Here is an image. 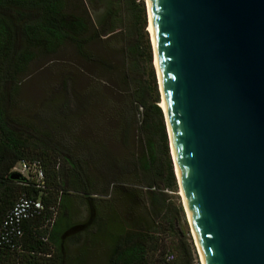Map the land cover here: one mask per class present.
Instances as JSON below:
<instances>
[{
    "label": "water",
    "instance_id": "1",
    "mask_svg": "<svg viewBox=\"0 0 264 264\" xmlns=\"http://www.w3.org/2000/svg\"><path fill=\"white\" fill-rule=\"evenodd\" d=\"M144 13L200 264H264V0H146Z\"/></svg>",
    "mask_w": 264,
    "mask_h": 264
},
{
    "label": "rangeland",
    "instance_id": "2",
    "mask_svg": "<svg viewBox=\"0 0 264 264\" xmlns=\"http://www.w3.org/2000/svg\"><path fill=\"white\" fill-rule=\"evenodd\" d=\"M110 1L65 0L64 12L83 17L88 33L93 34L94 31L99 36L84 47L86 55L93 61L81 59L69 44H65L55 55L35 53L26 72L17 76L15 89L11 90L9 85L3 89L8 124L22 135L32 134L47 148L56 150L58 159L55 160V168L61 185L69 195L68 221L73 225L83 224L89 213L85 200L70 186L68 163L77 167L81 165L83 176L89 181L87 188L97 215L108 218L105 224L100 223L97 227L99 244L87 243L83 228H75L66 236L64 245L71 256H76L74 251L80 250L85 242L89 246L81 264L105 263L108 245H105L104 230H115L117 219L127 222L129 228L131 221L135 223L139 220L142 222L139 225L144 228L149 226L151 230L153 223L166 227L165 219L169 217L174 232L172 236L170 234L171 240H174V234L183 235L190 245L192 264H200L174 171L175 189L162 191L166 195V203L159 209L164 211H152L147 197L150 189L140 179L136 165L145 143V136L139 127L140 109L136 108L135 112L136 106L130 96L134 87L128 88L121 77L124 61L134 65L137 69L131 71L133 79L147 85L145 94L148 99L154 97L150 81V71L153 79L154 72L149 41L144 32L145 23L143 32H138L137 25L131 26L136 20L130 17V0H113L117 17L100 25ZM142 4L144 12L145 0ZM116 19H120L121 23H117ZM102 29L112 33L102 36L106 34L100 33ZM133 44L140 47L139 54L126 55L127 59H124L125 49ZM64 76L69 79L65 87L70 85L65 92L61 83ZM155 91L158 98L156 85ZM127 116L129 122L126 123L124 117L128 119ZM163 124L171 160L164 119ZM43 136H48V139ZM157 143H161L160 140ZM64 225L63 218H59L57 228L61 229ZM97 228L93 226V231Z\"/></svg>",
    "mask_w": 264,
    "mask_h": 264
},
{
    "label": "trees",
    "instance_id": "3",
    "mask_svg": "<svg viewBox=\"0 0 264 264\" xmlns=\"http://www.w3.org/2000/svg\"><path fill=\"white\" fill-rule=\"evenodd\" d=\"M129 2L130 17L136 20L131 26L137 25L138 32H143L145 20L142 0ZM64 8L65 0H0V225L5 214L21 195L38 197L43 205V210L38 216L22 222V236L16 249L0 248V264H81L85 254H88L89 246L85 242L80 250L74 251L77 255L71 256L65 249L66 236L75 228H83L87 243L99 244L101 241L96 235L99 233L97 227L100 223L105 224L108 219L97 215L87 188L90 186L89 181L83 176L81 165L77 167L73 163H68L71 170L70 186L85 200L89 208L88 217L83 224L69 223V195L66 188L61 185L59 173L55 168V160L58 159L56 150L47 148L32 134L22 135L18 130H14L8 124L4 111L3 89L7 85L11 90L15 89L18 85L17 76L26 72L35 53L55 55L65 44H69L81 59L93 61L86 55L84 47L99 37L97 32L93 31V34H89L86 20L81 16L65 13ZM112 17L113 19L117 17L113 0L110 1L100 25L103 26L104 22L111 20ZM115 21L121 23L120 19ZM107 31L102 29L100 33L106 32L102 36L112 33ZM139 50L140 47L133 44L125 49L124 59H127L126 55H138ZM132 69L137 68L124 61L121 79L128 88L134 87L130 96L136 106L135 112L136 108L140 109L139 127L141 134L145 136V143L136 166L140 179L145 187L150 189L147 197L150 208L155 213L166 203V195L162 191L174 190L175 180L168 154L162 112L153 104L157 100L153 73L150 71L154 97L148 99L145 94L147 85L133 79ZM67 80L68 77L62 78V86L65 87ZM69 86L66 84L64 92ZM124 118L126 123L129 122L128 116V119ZM43 137L48 139V136ZM49 140L54 144L51 139ZM157 140L161 143L158 144ZM77 159L80 162V159ZM19 161H35L40 164L45 177V189L42 192L25 186L20 178L9 179L10 168ZM161 210L164 211L163 208ZM59 218H63L65 222L61 229L57 228ZM139 223L142 222L131 221L129 228L127 222L119 218L115 230L111 232L104 230L105 245H108L104 264H192L190 245L183 235L174 234V240L170 238V234L172 236L174 233L170 217L165 219L166 227L153 223L151 230L149 226L144 228ZM93 226L97 228L95 231ZM166 253H172L171 262L164 260Z\"/></svg>",
    "mask_w": 264,
    "mask_h": 264
},
{
    "label": "built area",
    "instance_id": "4",
    "mask_svg": "<svg viewBox=\"0 0 264 264\" xmlns=\"http://www.w3.org/2000/svg\"><path fill=\"white\" fill-rule=\"evenodd\" d=\"M8 174H17L27 187L40 192L45 189L44 172L38 162L19 161L10 168ZM42 210L43 205L38 197L31 198L21 195L1 222L0 248L16 249V245L22 236V222L38 216ZM164 260L171 262L173 260L172 253H166Z\"/></svg>",
    "mask_w": 264,
    "mask_h": 264
},
{
    "label": "bare ground",
    "instance_id": "5",
    "mask_svg": "<svg viewBox=\"0 0 264 264\" xmlns=\"http://www.w3.org/2000/svg\"><path fill=\"white\" fill-rule=\"evenodd\" d=\"M145 4H146V0H145ZM169 148H170V146H169ZM170 153H171V151H170ZM171 158H172V155H171ZM173 161V160H172ZM174 171H175V169H174ZM176 175V174H175ZM177 179V178H176ZM177 185H178V182H177ZM179 188V187H178ZM181 196V195H180ZM182 201V200H181ZM182 206H183V203H182ZM183 209H184V206H183ZM184 212H185V210H184ZM185 215H186V213H185ZM186 219H187V216H186ZM187 223H188V219H187ZM188 226H189V223H188ZM189 228H190V226H189ZM190 231H191V229H190ZM191 236H192V232H191ZM192 239H193V236H192ZM193 242H194V239H193ZM194 247H195V250H196V252H197V249H196V246H195V242H194ZM197 255H198V252H197ZM198 257H199V255H198ZM199 262L201 263V261H200V258H199Z\"/></svg>",
    "mask_w": 264,
    "mask_h": 264
}]
</instances>
